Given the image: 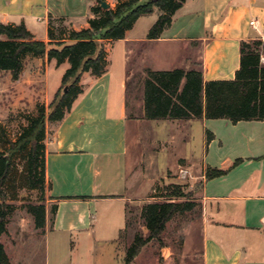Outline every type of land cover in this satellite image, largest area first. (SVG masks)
Segmentation results:
<instances>
[{
  "label": "crops",
  "instance_id": "0c3cea01",
  "mask_svg": "<svg viewBox=\"0 0 264 264\" xmlns=\"http://www.w3.org/2000/svg\"><path fill=\"white\" fill-rule=\"evenodd\" d=\"M70 2L0 0V22L25 23L36 38L49 41L51 16L66 17L67 23L76 30L89 26L92 15L87 0L85 11L78 8L80 0H76L79 5ZM108 3L114 5L113 0ZM154 13L156 19L149 31L160 11L157 9ZM135 26L125 39L115 41L125 42L119 63L115 65L109 59V70L101 77L86 73L82 79L85 91L71 112L61 122L49 125L46 152L51 188L47 190L45 242L53 233L88 242L112 243L106 257L114 262L124 253L125 263L128 246L120 251L118 245L126 239L129 230V209L138 205L142 218L146 204L166 200L162 196L166 193L164 188L163 193L159 190L162 195L152 193V182L158 175L166 178L172 173L178 179L186 176L188 183H201L203 264H264V137L260 138V144L256 142L258 139L251 132L254 123H249L254 121L233 123L226 119L228 126L233 123L236 129L240 126L247 129L246 134L229 140L237 148L227 155H224L226 143L208 126L207 121L211 119L206 117L174 120L187 128L188 136L184 138L187 143L191 142L194 124L198 121L203 124L200 159L193 153L179 154L173 149L172 141L160 142L157 149L143 150L137 134L142 120L148 121L144 100L142 115L138 116L128 87L134 73L132 54L139 44L146 47L142 57L145 71L198 69L207 81L234 79L240 68L242 42L264 40V0H187L159 39L150 40L148 34L135 37ZM3 38L0 34V39ZM34 65H44L48 79L56 61H49L47 56L33 57ZM27 69L25 64V70L15 80L18 87L26 84ZM61 80L51 89L48 104L61 86ZM209 133L213 134L211 141ZM168 156L171 164L159 170ZM238 159L243 161L234 166ZM138 160V164L143 162L141 169L136 168ZM209 169L228 170V173L207 179ZM157 189L154 187V192ZM51 203L58 205L53 222Z\"/></svg>",
  "mask_w": 264,
  "mask_h": 264
},
{
  "label": "trees",
  "instance_id": "16d2710c",
  "mask_svg": "<svg viewBox=\"0 0 264 264\" xmlns=\"http://www.w3.org/2000/svg\"><path fill=\"white\" fill-rule=\"evenodd\" d=\"M102 1L92 7L93 16L89 26L76 30L61 25L59 32L51 16L49 41L41 40L25 23L0 22V76L11 72L13 79L20 78L26 60L47 56L56 66L68 63L52 101L40 104L37 114L26 116L28 124L23 127L15 141L1 139L0 147V264H12L11 256L3 238L9 235V226L17 206L12 202L19 197V190H38L39 202L28 203L25 208L34 220L35 229L46 232L48 219L46 192L51 188L47 179L46 139L49 125L61 122L71 112L75 101L85 88L83 76L90 73L101 77L109 70L107 44L126 38L140 17L160 11L147 38H161L172 25L176 12L187 0H119L116 6L104 9ZM61 21H64L61 18ZM264 40L243 41L240 68L231 80H205L198 69L176 68L173 70L145 71L143 100L145 118L148 120L177 119H227L240 121H264ZM129 94L131 82L129 81ZM213 134H208L211 141ZM243 159H238L234 166ZM228 170L209 169L207 179L223 176ZM183 185L172 184L165 188L166 200L150 202L142 209L148 235L136 234L126 250L125 264H132L144 246L160 240L168 224L178 216L193 212L196 201ZM58 205L51 208L52 222ZM130 226V222L128 223Z\"/></svg>",
  "mask_w": 264,
  "mask_h": 264
},
{
  "label": "rangeland",
  "instance_id": "374dc122",
  "mask_svg": "<svg viewBox=\"0 0 264 264\" xmlns=\"http://www.w3.org/2000/svg\"><path fill=\"white\" fill-rule=\"evenodd\" d=\"M80 1L81 5L78 8L85 11L84 3L86 0ZM106 1L108 2L109 0ZM118 1L113 0L114 5L111 7L116 6ZM87 3L89 12L93 16L92 7L98 4V0H87ZM70 4L79 5L76 0H71ZM109 4L111 5V3ZM154 14L144 15L139 18L134 30L135 37L147 36L150 24L156 19V15L154 16ZM52 17L57 33L61 25L71 28V25L67 23L66 17ZM61 18L64 21H61ZM83 24L84 22L79 24V28H82ZM124 45L125 42H109L107 45L109 48V59L115 65L119 63L118 60ZM145 48L144 44H139L131 59V68L134 73L130 77V92L132 100L137 107L136 115L138 116L142 115L143 81L146 76L142 57ZM26 64L28 65V75L24 86H17L11 72H3L0 78V147L2 146L1 139L15 141L18 138L23 127L28 124L26 118L28 114H37L40 104L48 105L47 99L49 93L51 94V89L60 82L68 67V64L52 67L50 76L47 79L44 73L45 66H33L32 56L26 60ZM152 65L158 66L155 62H152ZM163 66L166 65L164 64ZM37 73L39 74L37 75ZM207 123L211 129L216 131L218 138L224 144L226 143L227 147L224 155L229 154L234 148H237V145L231 144L229 140L232 141V138L241 137V135L247 133V129L242 128V126L237 129L233 127V123L228 126L226 119H211ZM249 123H254V128L251 132L256 135L258 139H256V142L260 144L259 141L264 137V123L259 121ZM202 128L203 124L199 121L196 122L192 127L193 135L191 142L187 143L184 141L185 136H188L187 128L179 126L174 120H142L137 137L141 139V148L143 150H150L151 147L157 149V145L160 142L172 141L173 149L179 154L186 153L187 155H191L193 153L196 158L200 159L203 139ZM219 141L217 144H219ZM151 142L152 146H150ZM148 156L149 153L146 160ZM170 158L168 156L167 159L161 162L159 170L163 171L165 165L171 164ZM138 163L139 160L137 161L136 168L141 169L143 162ZM121 172H124V169H121ZM156 172L157 169L153 173L156 175ZM188 177L190 179V176ZM185 178L186 176H182L178 179V175L176 176L172 173L167 175L166 178L159 175L153 178V194L162 195V188L165 191L166 187L172 185L171 183H180V185H183L184 191L191 193L190 199L196 201L197 207L193 212L173 219L168 224L161 239L152 241L144 246L132 264H203L202 215L199 196L201 183L191 184ZM154 187L158 188L155 192ZM160 189H162V193L159 192ZM141 190L143 191V187ZM39 197L40 193L38 190L21 189L19 190L18 199L12 201L17 206V210L10 222L9 235L3 238L11 256L12 264H125L124 253L123 257L121 256L120 259L114 260V262L112 260L110 262L106 257L110 253V249H112V243L88 242L75 236L70 237L53 233L47 239V242H45V237L35 229L34 220L25 208L28 203L39 202ZM46 198L48 202V192H46ZM50 205L51 209L53 204L51 203ZM140 214L141 209L138 205L131 206L129 209L130 226L126 239L122 240L118 245L120 251L132 243L136 234L147 236L148 232Z\"/></svg>",
  "mask_w": 264,
  "mask_h": 264
},
{
  "label": "water",
  "instance_id": "95a60500",
  "mask_svg": "<svg viewBox=\"0 0 264 264\" xmlns=\"http://www.w3.org/2000/svg\"><path fill=\"white\" fill-rule=\"evenodd\" d=\"M101 6H102L104 9H108V8L111 7V5H110L107 1H102Z\"/></svg>",
  "mask_w": 264,
  "mask_h": 264
},
{
  "label": "built area",
  "instance_id": "2783aa9c",
  "mask_svg": "<svg viewBox=\"0 0 264 264\" xmlns=\"http://www.w3.org/2000/svg\"><path fill=\"white\" fill-rule=\"evenodd\" d=\"M252 24L254 25V22H252Z\"/></svg>",
  "mask_w": 264,
  "mask_h": 264
}]
</instances>
